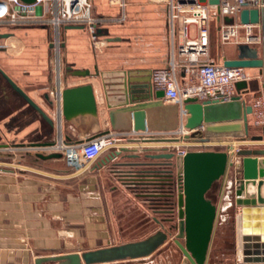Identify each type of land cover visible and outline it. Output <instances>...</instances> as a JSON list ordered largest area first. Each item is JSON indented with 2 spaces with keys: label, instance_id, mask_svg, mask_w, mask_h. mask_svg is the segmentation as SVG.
<instances>
[{
  "label": "crops",
  "instance_id": "1",
  "mask_svg": "<svg viewBox=\"0 0 264 264\" xmlns=\"http://www.w3.org/2000/svg\"><path fill=\"white\" fill-rule=\"evenodd\" d=\"M145 2L148 5L140 9L132 4L126 8L125 0L118 1L121 6L118 14L112 5L99 11L94 8L97 16L106 19L98 26L95 38L85 25H61L59 47L54 43L57 35L53 26L7 28L4 32L11 35L0 38V67L54 119V124H50L0 70V143L8 144L0 147V264H36L40 256L82 253L109 246L106 244L134 241L160 227L156 217L163 219L155 208L139 194L134 182L123 177L154 169L147 154L178 143H144L137 138L146 134H175L173 132L178 133L180 126L172 131L112 129L101 75L103 71L137 70V78L142 80L145 75L142 72L151 70L153 82V72L168 67L172 56H178V36L175 42L166 4L159 0ZM123 16L125 18L119 20ZM214 23L219 32L218 21L212 19V39ZM239 46L223 44V49L209 58L223 63L224 58L237 56ZM77 68L90 69L91 74H76ZM251 71L257 75L251 80L255 88L245 92L246 97L255 95L258 79L263 83L259 69ZM186 78V72L180 70V83ZM108 80L110 87L116 85V76L111 75ZM88 82L94 86L96 108L85 109L73 119H66L59 113L60 90ZM153 87L158 89L154 83ZM51 101L54 102L52 106ZM252 129L253 134H259L264 127ZM108 132L122 139L116 142V147L105 150L82 175L72 173L64 155L51 158L39 155L61 152L56 147L58 144H81ZM50 141L55 143L44 144ZM119 146L127 148L107 159ZM243 146L264 148L258 144ZM173 162L178 211L176 157ZM218 187L214 192L217 203L221 199ZM240 210L241 206H236L237 215ZM137 232L136 236L143 237L126 238ZM153 263L148 260L134 264ZM236 264H243L238 252Z\"/></svg>",
  "mask_w": 264,
  "mask_h": 264
},
{
  "label": "water",
  "instance_id": "2",
  "mask_svg": "<svg viewBox=\"0 0 264 264\" xmlns=\"http://www.w3.org/2000/svg\"><path fill=\"white\" fill-rule=\"evenodd\" d=\"M24 1L31 3L35 0ZM211 2L217 3L219 0ZM261 17L256 8H246L240 12L243 22H259ZM225 20L232 22L233 18L227 16ZM10 35V32H0V38ZM238 50L236 57L224 58V65L258 68L264 87V49L241 45ZM0 70L10 84L53 125L54 119L1 67ZM74 71L79 75L91 74L90 69L77 68ZM136 71L101 72L112 129L172 131L180 126L186 130L182 137L184 140H181L179 134H146L137 140L144 143L178 142L180 145L202 147L189 150L179 161L178 221L167 226L164 220L156 217L160 229L142 239L82 253L40 256L36 259V264H100L136 259L154 253L169 238L173 239L183 254L180 264H236L237 252L243 264H264V148H239L235 153L237 158L231 155L229 148H209L219 144L230 147L233 141L224 142V136L234 137L237 144L242 146L264 145V130L253 134L250 122L252 106L243 97L245 92L255 88L253 82L237 81V94L231 101L199 100L189 96L182 103H165L164 89L153 87L152 71L142 72L145 73L142 80L137 78ZM111 75L116 76V85L112 84L110 87L108 79ZM59 96V113L68 120L85 109L96 108L97 105L94 86L89 82L67 86L60 90ZM50 104L52 106L54 102L51 101ZM54 143L44 142L45 145ZM7 145L0 143V147ZM126 148L119 146L107 159L114 158ZM39 155L51 158L60 157L63 153ZM147 155L154 159H179L174 151L168 149ZM217 186L221 197L219 203L209 195ZM236 206H241L239 215L236 214ZM237 217L240 219L241 242H237ZM171 219L167 222L175 220ZM173 230H176L175 234Z\"/></svg>",
  "mask_w": 264,
  "mask_h": 264
},
{
  "label": "built area",
  "instance_id": "3",
  "mask_svg": "<svg viewBox=\"0 0 264 264\" xmlns=\"http://www.w3.org/2000/svg\"><path fill=\"white\" fill-rule=\"evenodd\" d=\"M166 4L169 14V25L174 41L178 36V56L173 55L168 67L153 72V83L157 88L164 89L163 100L166 103H182L189 96L199 100L218 102L231 101L237 94L236 82L252 79L248 68L226 66L209 58L212 43L211 20L216 19L219 25V37L222 44L249 45L264 49V0H159ZM256 8L262 17L259 22H243L240 12L243 9ZM232 17L227 22L225 17ZM123 16L119 20L124 19ZM106 19L94 12L93 0H0V26L38 27L53 26L57 35L55 44L59 47L61 25H85L93 37H96L98 26ZM186 72V81L181 84L179 71ZM260 76H262L260 74ZM252 106V122L257 127H264V87L261 88L250 102ZM186 130L180 129L175 134L181 138ZM229 138V139H227ZM122 136L108 132L90 138L81 144L61 143L56 147L60 150L72 173L82 175L89 165L105 150L116 147ZM183 139V138H182ZM224 142L233 141L229 152L235 157L239 149L235 138L223 137ZM226 146V144L212 145ZM174 151L180 169V159L187 152L201 146L166 145ZM210 148V147H209ZM232 148V150H230ZM180 172V170H179Z\"/></svg>",
  "mask_w": 264,
  "mask_h": 264
},
{
  "label": "trees",
  "instance_id": "4",
  "mask_svg": "<svg viewBox=\"0 0 264 264\" xmlns=\"http://www.w3.org/2000/svg\"><path fill=\"white\" fill-rule=\"evenodd\" d=\"M150 159V165L155 166L154 169L124 174L123 178L134 182L139 194L148 199L159 216L170 221L175 218L176 211L173 158Z\"/></svg>",
  "mask_w": 264,
  "mask_h": 264
},
{
  "label": "rangeland",
  "instance_id": "5",
  "mask_svg": "<svg viewBox=\"0 0 264 264\" xmlns=\"http://www.w3.org/2000/svg\"><path fill=\"white\" fill-rule=\"evenodd\" d=\"M118 1H122V0H93V4H94L95 10L97 9V11H99L100 9H103L105 6L112 5L114 8H116L114 10V12H116L115 14H118L121 11V6L118 3ZM125 1H126V4H125L126 8H128V6L131 5V4L133 6L140 7V9H141V6L143 7V6H147L148 5V3L146 4V2L144 3V0H125ZM159 4H161V3H159ZM157 5H158V3H157ZM165 10L168 11L166 7H165ZM168 21H169V14H168ZM116 25H120V23H117ZM6 30H7V27L0 26V31L4 32ZM175 40H176V37H175ZM222 49H223V44H222V42H221V40L219 38V32H218L217 26L214 23V25H213V39H212L211 48H210V55H214L215 56L219 52V50H222ZM251 69L252 68H248V70H250V71H251ZM251 72H252L251 73V75H252V79L251 80H253V78H254V76L256 74H254L253 71H251ZM258 82H259V87H258L257 90H255V92H254L255 95L257 94L256 92L259 91V89L261 88V85H262L261 81L259 79H258ZM255 95H253L252 97H250V96L246 97L243 94V97L246 99L247 103H250L253 100V97ZM250 122H251V130H253L252 128L255 125H253L252 116L250 117ZM237 146L239 148L244 147V146L239 145V144H237ZM224 148L228 149V147L225 146V145L224 146L221 145V146L212 147V149H224ZM210 149H211V147H210ZM226 149H224V150H226ZM8 152H10V151H8ZM215 189H213V191L211 192L212 194L211 193L209 194L210 196L216 197V195L214 193ZM238 213H240V211ZM237 218H236L235 222L237 221ZM174 221L175 222L178 221L177 211H175V220H173L172 222L165 221V223L167 224V226H169V224L174 223ZM158 229H160V227ZM173 232L175 234L176 230H173ZM137 234H138V232L135 233V234L133 233V234H131L130 236H128L126 238L134 237V238L138 239L140 237H143V236H136ZM236 235L238 236V227H237ZM237 242H239L238 237H237ZM120 243H124V242H116L114 244H120ZM114 244H106V245H114ZM100 245H105V244H100ZM182 258H183V254H182L181 250L179 249L177 244L173 241V239L169 238L167 242H165L162 246H160L151 255H148V256H145V257L136 258V259L119 260L118 263L116 262V263H111V264H134V263H139V262L143 263V262L148 261V260L154 261L153 264H180L181 261H182Z\"/></svg>",
  "mask_w": 264,
  "mask_h": 264
},
{
  "label": "bare ground",
  "instance_id": "6",
  "mask_svg": "<svg viewBox=\"0 0 264 264\" xmlns=\"http://www.w3.org/2000/svg\"><path fill=\"white\" fill-rule=\"evenodd\" d=\"M235 143V145H237V142L236 141H234ZM238 220H239V223H240V219H239V217H238ZM240 236H241V234H240V232H239V224H238V239H239V242H241V240H240Z\"/></svg>",
  "mask_w": 264,
  "mask_h": 264
}]
</instances>
